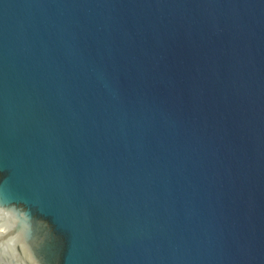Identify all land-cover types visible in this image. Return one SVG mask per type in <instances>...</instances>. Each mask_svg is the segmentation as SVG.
<instances>
[{"label": "water", "instance_id": "1", "mask_svg": "<svg viewBox=\"0 0 264 264\" xmlns=\"http://www.w3.org/2000/svg\"><path fill=\"white\" fill-rule=\"evenodd\" d=\"M0 264H264V0H0Z\"/></svg>", "mask_w": 264, "mask_h": 264}]
</instances>
